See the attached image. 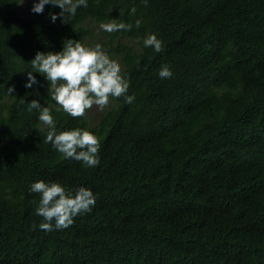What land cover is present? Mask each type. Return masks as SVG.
<instances>
[{"label": "trees", "instance_id": "16d2710c", "mask_svg": "<svg viewBox=\"0 0 264 264\" xmlns=\"http://www.w3.org/2000/svg\"><path fill=\"white\" fill-rule=\"evenodd\" d=\"M17 2L0 0V264H264V0H88L68 24ZM110 19L132 27L100 30ZM148 33L161 51L143 46ZM69 38L101 44L135 96L53 111L57 131L98 138L93 168L45 143L20 102L54 103L40 74L23 87L25 72ZM37 180L85 186L95 205L67 228H35Z\"/></svg>", "mask_w": 264, "mask_h": 264}, {"label": "clouds", "instance_id": "9594fccd", "mask_svg": "<svg viewBox=\"0 0 264 264\" xmlns=\"http://www.w3.org/2000/svg\"><path fill=\"white\" fill-rule=\"evenodd\" d=\"M146 3L147 0H144ZM18 0L17 4H23ZM45 5L58 8L50 12L49 18L55 23L57 18L68 24L75 16L78 7H87L88 0H33L30 11L42 13ZM135 26H140L136 20ZM132 25L117 19L100 22L99 29L108 33L119 30H130ZM145 48L151 47L159 52L162 41L155 33H148L142 38ZM33 71L25 72L24 88H33L39 82L33 72L40 74L47 81V95L54 103L44 105L39 99L25 101L27 110H36L37 119L46 129L43 137L45 143L61 153L64 158L81 162L83 167L93 168L99 164V141L90 131L84 128H72L57 131L53 111L63 112L72 117H82L86 109L96 105L103 110L109 104V98L123 96L126 103H131L134 95H128V81L121 74L120 64L111 59L102 45L86 46L80 41L66 39L59 51H36L30 60ZM157 75L162 79L170 78L173 73L169 65H162ZM15 86L8 85L7 95L14 96ZM29 192L39 194L36 215L42 217L41 222L33 227L45 232L64 229L74 223V218L92 210L96 197L91 189L79 186L66 189L55 181L37 180L30 184Z\"/></svg>", "mask_w": 264, "mask_h": 264}, {"label": "rangeland", "instance_id": "374dc122", "mask_svg": "<svg viewBox=\"0 0 264 264\" xmlns=\"http://www.w3.org/2000/svg\"><path fill=\"white\" fill-rule=\"evenodd\" d=\"M92 110H97V108H96V105L93 107V109Z\"/></svg>", "mask_w": 264, "mask_h": 264}]
</instances>
